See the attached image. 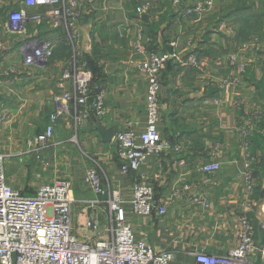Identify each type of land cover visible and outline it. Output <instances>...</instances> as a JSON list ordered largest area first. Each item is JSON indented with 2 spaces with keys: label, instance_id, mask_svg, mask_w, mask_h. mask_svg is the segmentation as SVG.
I'll use <instances>...</instances> for the list:
<instances>
[{
  "label": "crops",
  "instance_id": "0c3cea01",
  "mask_svg": "<svg viewBox=\"0 0 264 264\" xmlns=\"http://www.w3.org/2000/svg\"><path fill=\"white\" fill-rule=\"evenodd\" d=\"M64 1L70 0L60 6ZM72 1L80 13L77 47L59 39L52 59L28 69L27 42L59 32L48 17L20 34L8 12L26 10L31 18L51 9L0 0V156L7 184L31 197L43 185L67 181L75 202L73 224L83 221L76 205L101 200L93 215L104 232L105 199L94 196L84 181L88 169L99 164L124 200L137 242L172 251L171 264L193 263L198 252L226 254L238 243L246 203H253L256 228L264 224V0H216L208 13L195 10L202 0H149L144 14L137 12L141 0ZM169 46L174 57L161 75L158 123L164 152L124 175L114 136L147 128V84L136 67ZM191 56L198 66L189 64ZM76 60L87 62L94 85L105 90L106 113L99 120L89 105L74 103L73 113L58 119L49 147L37 151L36 136L59 110L61 74ZM80 115L86 116L77 122ZM210 163L220 170L206 174L203 167ZM137 182L155 188L168 210L165 217L133 212ZM76 230L80 236L84 228Z\"/></svg>",
  "mask_w": 264,
  "mask_h": 264
},
{
  "label": "built area",
  "instance_id": "2783aa9c",
  "mask_svg": "<svg viewBox=\"0 0 264 264\" xmlns=\"http://www.w3.org/2000/svg\"><path fill=\"white\" fill-rule=\"evenodd\" d=\"M215 1L202 0L196 4L195 10L208 13L213 9ZM175 2L178 3L179 0ZM60 3L61 0H24L27 8L51 9L45 15H35L31 18L26 10L8 12L9 21L17 27L20 34L27 35L30 24L35 28L39 27L48 17L53 20V29L59 32L57 36L38 40L32 38L27 42L23 49L24 65L28 69L38 65L44 66L52 59L59 39L70 48L77 47L80 18L77 4L72 0L64 1L61 6ZM150 5L149 0H141L137 12L144 14ZM172 57L174 54L152 52L136 67L147 84V128L141 134L126 129L114 136L124 175L139 171L151 155H161L164 152L165 144L158 129L161 75ZM189 64L198 66L197 58L191 56ZM66 84L70 85L69 89H65ZM60 88L62 93L55 99L59 110L49 116L48 126L36 136L34 146L37 151L49 147L58 119L71 115L74 103L81 107L89 105L98 118H102L106 113L105 90L94 85V75L87 62L76 60L68 66L61 74ZM84 116L86 115L78 116L77 122ZM128 127L130 128V125ZM76 140L74 137L73 141ZM41 161L44 166L49 167L48 162L43 159ZM219 170L220 165L217 163L203 167L206 174L217 173ZM84 181L97 198H109L108 201L104 200L109 217L107 228L103 232L98 218L90 215L86 220V229L91 237L88 239L85 236L87 239L82 240L74 232L73 200L69 183L58 181L43 185L35 196L26 197L7 184L4 159L0 156V264L172 263L175 259L172 251L156 250L145 241H136L122 207L124 200L108 183L107 172L101 165L97 164L88 169ZM101 203V200H97L93 202V206L97 207ZM203 204L205 207L209 205L206 199ZM131 206L133 212L139 216L165 217L168 213L167 208L160 205L155 188L145 182L135 184ZM253 211V203H246L241 215L238 243L234 248L224 255L198 252L194 254V261L190 264H264V236L259 244L252 218ZM262 230L264 234V224ZM98 236L100 239L97 241Z\"/></svg>",
  "mask_w": 264,
  "mask_h": 264
},
{
  "label": "rangeland",
  "instance_id": "374dc122",
  "mask_svg": "<svg viewBox=\"0 0 264 264\" xmlns=\"http://www.w3.org/2000/svg\"><path fill=\"white\" fill-rule=\"evenodd\" d=\"M91 191V190H90ZM92 192V191H91ZM93 193V192H92ZM94 194V193H93ZM94 196H96L95 194H94ZM97 197V196H96ZM108 199L109 198H105V200L106 201H108ZM111 199V198H110ZM93 201H91V203L89 202L88 204H87V206H77L76 205V216H77V219H83V221L81 222L82 224H75L74 225V228L76 227V232H78V228H80V230H81V228H84V230H82V232H80L81 233V239L82 240H84V239H90V237H91V234H89V231L86 229V220H87V218L90 216V215H93V212H96L97 210H96V206H93V203H92ZM75 205V202H74V200H73V206ZM74 210H75V208H74ZM73 215H74V212H73ZM87 216V217H86ZM254 225H255V223H254ZM255 227H256V225H255ZM258 227V229H257V233H258V230H259V233H258V237H259V239H262L263 238V236H264V234H263V230H261L262 229V227H260V226H257ZM85 236L87 237V238H85ZM98 239H100L99 238V236H98V238H97V241H98Z\"/></svg>",
  "mask_w": 264,
  "mask_h": 264
},
{
  "label": "water",
  "instance_id": "95a60500",
  "mask_svg": "<svg viewBox=\"0 0 264 264\" xmlns=\"http://www.w3.org/2000/svg\"><path fill=\"white\" fill-rule=\"evenodd\" d=\"M165 53H168L169 55H173L174 54V48L172 46H169V48L165 51Z\"/></svg>",
  "mask_w": 264,
  "mask_h": 264
}]
</instances>
